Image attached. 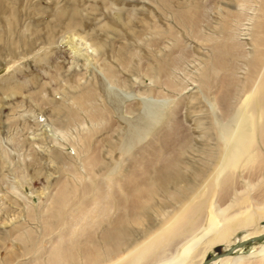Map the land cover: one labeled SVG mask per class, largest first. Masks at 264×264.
<instances>
[{"label":"rangeland","instance_id":"374dc122","mask_svg":"<svg viewBox=\"0 0 264 264\" xmlns=\"http://www.w3.org/2000/svg\"><path fill=\"white\" fill-rule=\"evenodd\" d=\"M69 1L79 10L80 19L72 23L67 16L57 21L55 11ZM195 1L168 0L166 5L161 0H17L13 4L14 14L0 11V264H46L63 228L72 224L66 223L68 217L77 213L78 206L92 204L96 189L104 188L101 190L112 200L107 207L109 214L101 217L104 221L99 218V226L96 220H89L99 244L103 228L122 213L112 194L133 173L142 171L146 157H140L141 149L151 145L160 148L158 135L169 121L180 126L188 137L190 146L180 151V170L193 188L187 198L207 201L205 217L209 212H219V217L221 213L222 217L231 216L238 210V206H233L237 197L245 196V192L259 195L264 180L260 182L254 170L264 146L255 136L250 154L227 167L220 164L214 114L223 112L218 98L225 71L222 67L216 70L215 80L207 90H203L201 73L211 59L212 46L225 38L222 25L230 16L227 32L232 35L237 55L229 62L234 65L232 76L239 85L233 88L239 91H232L230 104L233 111L242 108L246 93L241 84L254 52L253 32L261 16L262 0H197L203 13L198 37L173 20L172 12ZM117 10L126 26L112 21ZM233 15H238L237 19ZM90 43L102 45V51L94 52ZM120 47L133 52L126 71L115 60V51ZM155 56L175 58L168 76L173 87L163 77L152 75ZM105 66L116 75L114 81L104 75ZM18 85L20 89L14 88ZM82 89L94 90L93 104L104 112L102 121L92 120L91 109L79 110L74 106L73 99ZM129 132L139 139L134 137L136 142H127L130 149L127 147L128 151L123 153L119 147L126 142L124 138ZM211 155L215 158L211 160L210 173L194 176L192 171L204 167ZM95 159L97 164L89 165ZM154 166L158 168L160 163ZM240 175L249 177L253 188H247ZM63 185L76 191L73 190L69 208L47 230L45 218ZM167 189L173 191V185ZM152 203V211L143 224H129V248L143 241L147 222L159 223L180 207L162 193ZM230 204L232 207H228ZM208 205L215 211L209 210ZM263 206H259L261 212L251 208L261 215L255 216L253 223L238 227L239 219L245 218L239 215L227 240L215 242L213 234H209L201 239L196 251H205L208 260L241 242L245 235L264 229ZM70 220L75 222L74 218ZM74 224L72 229L77 226ZM221 226L222 223L218 227ZM171 246L164 250L162 258L180 250L179 245ZM120 252L107 264L124 256L127 249ZM228 258V263L219 260L213 264H264V238L248 242ZM79 263L85 264L82 258Z\"/></svg>","mask_w":264,"mask_h":264},{"label":"bare ground","instance_id":"6f19581e","mask_svg":"<svg viewBox=\"0 0 264 264\" xmlns=\"http://www.w3.org/2000/svg\"><path fill=\"white\" fill-rule=\"evenodd\" d=\"M16 1L17 0H0V11L2 13L8 12L14 14L15 9L13 4ZM161 1L166 5L169 4L168 0ZM172 10L174 17L173 20H175L179 25L186 29L190 33V35L192 34L194 37H198V34H200L198 32V25L199 23H201L200 21L203 17V13L201 11L202 6L200 5V3H198L196 0L192 5L186 8L180 7ZM260 10L261 16L255 24L253 32L252 42L254 45V52L252 57L248 60L247 75L245 77V80L241 84V87L246 93V96L242 102V108L239 107L236 111H233V109H231L233 106H231L232 101L230 100L231 97L234 96L232 91L234 90L233 88L235 86L239 85H236V79H233L232 76L234 65L232 64V62H229L230 58H234L237 55L236 45L232 42L233 38H231L232 35L229 34L230 32H227V30L230 29H228L230 25L227 27L226 21L229 20L230 16H227L225 18V23L222 25V30L224 31L223 33L225 35V38H221L220 43L216 42L217 44L212 46L213 48L211 59L210 61H207L206 65H204L201 73V83L203 90H207L210 82H213L215 80L213 76L216 70L219 67H222L225 71L224 77L222 76L219 84L221 92L218 98L219 104L222 105L223 112L220 113V115H217L216 113L214 114V117L216 118V124L218 125L217 146L219 148L218 150H220V164L223 167H227L228 164L232 161L239 162V160L246 154H250L249 149L253 146V139L255 136L259 138L261 144L264 146V52L262 50V47H264V0H262ZM67 16L69 21L72 23H75V21L80 19L79 10L75 7L74 3H70V1L68 5L66 4L57 9L54 14V18L57 21H60ZM234 17H236L237 19L238 15H233L232 18ZM112 21L126 26V22L124 18L122 19V15L118 12V10L113 14ZM134 38L139 39L140 36H134ZM207 38L206 40H208ZM177 42L178 41H176V43ZM211 42L212 41H210V43ZM211 44H215V42ZM90 45L94 52L99 53L102 51V45L96 43H90ZM131 53L133 54V52H131L127 47H120L117 51H115V60L117 61V64L121 66V68L125 69V71L126 69L128 70V66H130L129 63L132 59H130V56H132ZM174 59L170 56H164L161 58L158 56L156 57V59L154 58V71L150 70L151 72H153L152 75L160 76L163 77V79L167 80L166 84L168 83V85H171V87H173L174 85L171 84L172 80H168V78L170 79L171 76H168L170 73V68L174 66ZM104 75L109 81H114L116 77L110 67H106L104 69ZM14 88L20 89V85L15 86ZM236 91L234 90V92ZM79 93L80 94L75 99H73L76 109L86 111H88V109H91L89 113L92 117V120H94V122L102 121L104 112L102 110H99L101 108H98L93 104L95 99L94 90L82 89V92ZM211 107L213 108V106ZM74 115L75 114L71 112V117H74ZM133 135V133L129 132L128 135L125 136L124 141L126 140V142L123 143V145H120V151L126 153L129 148L127 142H130L131 144V142H136L135 140L139 139ZM133 138L135 140H133ZM157 141L160 144V148L156 146V148H154L151 145L141 149L140 157H146V162L144 161L145 164L141 169L142 171H139V173H133L125 183L118 187L119 189H116L118 191L112 194V196L117 199V207L121 209L122 213L110 226L103 228L101 232L100 243L98 244L94 239V234L92 231L95 228L93 226L90 227L93 224L90 225L91 222L89 220H96L95 223H97V221L101 222V217L104 215L106 216V212H109L107 209L109 208L108 206H111L110 204H112V200L110 196H108L109 194L106 195L105 192L102 191L104 188H101L102 190L100 188L96 189L97 192H94L96 193L95 198L93 202L91 201L92 204H89L90 206H78V208L76 209L77 215H72V213L71 215L73 217H68V219L74 218V223H76L79 228L76 229V226V228L72 229L71 225H75L73 223V220H66L67 224L70 221L72 222V224H68L69 227H67V229L62 227L64 230H61L62 232L59 237L61 239H58V244H56L55 248L50 251L51 255L46 261V264H80V258L83 259V262L85 264H105V262L109 261L112 256H116L118 255V253H121L120 251L122 249H127V252H125L126 254L124 253V256L114 258V262L111 261L112 263L110 262L108 264H120L122 262V264H138L141 262H146L148 264H203L206 261L205 251H196V246L199 242H201V239L203 237L209 234H213V240L215 242L225 241L233 233V223H235L234 221L239 218V215L240 218L241 215H244L245 218L244 220L241 219L242 221H240L239 219L237 223L239 225L238 227H240L241 225L248 226L249 224L253 223L255 216H261L260 213L255 214V212L257 211L255 210V212H253L254 209L252 210L251 208L254 207L259 210V206L264 204V187L261 189V192L258 196H251L250 193L243 191L246 193V195L240 198L237 197L238 199L235 201V203L233 202V206H238L237 212L235 211L236 214L234 212L231 216L222 217L223 213H221L222 215L221 217H219V212H209L205 217L204 212L208 211H204L207 201L195 202L193 198H187L188 194L193 188L180 170V155L182 153L180 151H182L190 144L188 142L186 133L180 131V126H178L177 124L173 125V123L169 121L166 129H164V131L160 135H158ZM111 147L112 145H110L109 148ZM165 150L166 153H164ZM259 152L262 153L260 150ZM260 156L257 163L258 168L256 167V170H254V172H258L261 175L260 176L259 174L255 173V176H259V180L261 182L262 180H264V153ZM213 158L215 157L211 155L209 162L206 163L204 167L200 168L199 170L197 169L192 171L194 176L199 177L207 174L208 172L210 173L209 167L210 164H212L211 160H213ZM97 161L98 160L96 159L92 160L90 161L89 165H95L97 164ZM158 162L160 163V166L158 168H155L154 165L158 164ZM221 165H219V167L217 168H220ZM248 178L249 177L245 176L242 177L241 175L239 177L240 180H246L247 188L248 186L253 188V184L249 183L248 180H250V178ZM168 185H173L174 190H168ZM255 185L256 184L254 183V186ZM247 188L246 191L248 190ZM73 190L67 185H63L58 195L54 198L52 202V208L49 210V214L45 218L44 222L47 230H50L52 228L53 222L58 220L59 216H61L60 214L66 209V207L68 206L69 208ZM84 190L86 189L84 188ZM158 193H162L163 195L167 194L169 198H172L176 203L180 204V207L178 205L179 208L174 209L171 216L169 217L168 215L169 218H166L159 223L147 222L145 226V237L143 241L141 240V243L135 244L134 246L129 248L131 245H128L130 240L132 239V232L128 228L129 224L141 225L144 223V221H146L148 212L153 208L152 201ZM234 195L237 196L236 194ZM210 207L208 205L209 210H212L210 209ZM228 207H232V205L230 204V206L228 205ZM214 209L215 208H213V210ZM66 210L64 212H66ZM221 210L223 211V209ZM64 214L65 216H67L66 213ZM92 223L94 222L92 221ZM220 223H222V226L219 228L218 226ZM58 224L59 223L57 221V225ZM94 225L96 226V224ZM197 232L200 233V236H198L199 234H197ZM260 236H264V229L256 230L253 233L245 235L241 242L253 240ZM176 244L179 245L180 250L178 251L175 248V250L177 251L176 253L173 252L174 254L170 255L168 258H162L163 253H165L164 250H166V248L168 249V247H170L171 245L177 246ZM230 259L231 258H224L220 260L228 263ZM218 261L219 260L214 261L213 263Z\"/></svg>","mask_w":264,"mask_h":264},{"label":"water","instance_id":"95a60500","mask_svg":"<svg viewBox=\"0 0 264 264\" xmlns=\"http://www.w3.org/2000/svg\"><path fill=\"white\" fill-rule=\"evenodd\" d=\"M264 236H260V237H257L253 240H248V241H245V242H241V243H238L236 245H233L232 247H230L227 251L225 252H222L216 256H214L213 258H210L208 260H206L203 264H211L213 263L214 261H217V260H220V259H224V258H228L232 253H234L235 251H237L240 247H243L245 244H247L248 242H252V241H257V240H261L263 239Z\"/></svg>","mask_w":264,"mask_h":264}]
</instances>
